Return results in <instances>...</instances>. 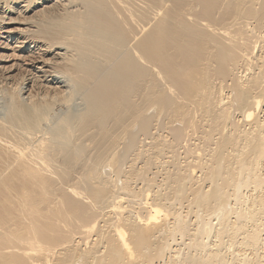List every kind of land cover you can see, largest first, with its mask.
Wrapping results in <instances>:
<instances>
[{
  "label": "bare ground",
  "instance_id": "obj_1",
  "mask_svg": "<svg viewBox=\"0 0 264 264\" xmlns=\"http://www.w3.org/2000/svg\"><path fill=\"white\" fill-rule=\"evenodd\" d=\"M263 108L264 0H0V264H264Z\"/></svg>",
  "mask_w": 264,
  "mask_h": 264
},
{
  "label": "rangeland",
  "instance_id": "obj_2",
  "mask_svg": "<svg viewBox=\"0 0 264 264\" xmlns=\"http://www.w3.org/2000/svg\"><path fill=\"white\" fill-rule=\"evenodd\" d=\"M263 109H264V108H263ZM262 115H263V113H261V114L259 115L260 118H263ZM153 133H154V132H153ZM152 172H156V170H155L154 167H153L152 170H151V173H152ZM133 186H134V185H133ZM105 212H108V211H105ZM106 218H107V217H105L104 220H105ZM100 226H103V222H102L101 220L99 221V227H100ZM94 239H95V237L93 238V240H94ZM78 240H79V237H75V242H74V244H76V242H78ZM89 240H90V239H89ZM81 245H82V249H83V248H84V244H81Z\"/></svg>",
  "mask_w": 264,
  "mask_h": 264
}]
</instances>
